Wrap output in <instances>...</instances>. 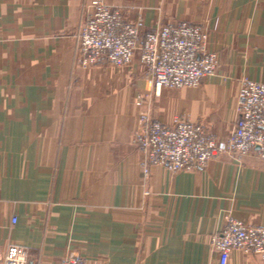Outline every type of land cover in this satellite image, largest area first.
I'll return each mask as SVG.
<instances>
[{"label": "crops", "instance_id": "obj_1", "mask_svg": "<svg viewBox=\"0 0 264 264\" xmlns=\"http://www.w3.org/2000/svg\"><path fill=\"white\" fill-rule=\"evenodd\" d=\"M91 1L0 0V261L17 244L26 264L71 253L90 264H219L211 238L227 216L264 225V159L253 149L173 173L146 163L134 136L143 112L219 139L233 130L241 79L264 81V0H106L143 32L181 20L207 29L216 74L176 90L156 89L139 55L125 67L78 64Z\"/></svg>", "mask_w": 264, "mask_h": 264}, {"label": "built area", "instance_id": "obj_2", "mask_svg": "<svg viewBox=\"0 0 264 264\" xmlns=\"http://www.w3.org/2000/svg\"><path fill=\"white\" fill-rule=\"evenodd\" d=\"M77 33L78 64L86 68L100 58L114 67L130 65L136 55L156 89L197 86L216 74L217 54L207 51V31L185 20L143 32L124 19L120 8L106 0H92ZM141 97L137 103L140 104ZM238 117L234 129L223 139L201 125L179 120L175 126L141 114L135 142L152 164L177 173L217 160L224 154L241 159L255 149L264 159V82L243 78L237 95ZM17 217L12 218L15 223ZM219 252V264H229L233 250L257 254L264 264V225H249L227 216L221 231L211 238ZM27 251L11 244L0 264H26ZM55 264H90L82 254L71 253Z\"/></svg>", "mask_w": 264, "mask_h": 264}, {"label": "rangeland", "instance_id": "obj_3", "mask_svg": "<svg viewBox=\"0 0 264 264\" xmlns=\"http://www.w3.org/2000/svg\"><path fill=\"white\" fill-rule=\"evenodd\" d=\"M188 22H189V21H188ZM190 23H191V22H190ZM197 25H198V24H197ZM200 26H202V25H200ZM202 27H203V26H202ZM203 28H205V27H203ZM205 29H206V28H205ZM206 31H207V29H206ZM207 34H208V31H207ZM207 40H208V37H207ZM77 41H78V39H77ZM206 43H207V41H206ZM206 49H207V48H206ZM79 50H80V47H79V41H78V54H79V55H77V62H78V57L81 55V53H80ZM207 51H209V50H207ZM210 52H213V51H210ZM214 53H216V52H214ZM216 54H217V53H216ZM217 57H218V55H217ZM100 59H102V58H100ZM100 59H99V60H100ZM106 61H107V59H106ZM134 61H135V59H134ZM134 61H133V62H134ZM218 61H219V59H218ZM107 62H108V61H107ZM133 62H132V63H133ZM132 63H131V64H132ZM131 64H130V65H131ZM141 64H142V63H141ZM93 65H94V64H93ZM126 66H129V65H126ZM142 66H143V65H142ZM121 67H125V66H121ZM143 72L145 73V69H144V68H143ZM145 75H146V73H145ZM210 77H211V76H210ZM245 78H247V77H245ZM248 79H250V78H248ZM241 80H242V79H241ZM251 80H254V79H251ZM256 81H258V80H256ZM261 82H264V81H261ZM240 83H241V81H240ZM163 88H165V87H163ZM166 88H167V87H166ZM181 88H183V87H181ZM181 88H169V89H175V90H176V89H181ZM160 89H161V88H160ZM160 89H159V90H160ZM141 101H142V100H141ZM136 102H137V101H136ZM141 103H142V102H141ZM141 103H140V104H141ZM137 104H138V103H137ZM140 104H138V105H140ZM143 113H144L145 115H147V113H145V112H143ZM147 116H148V115H147ZM148 117H149V116H148ZM149 119H151V118L149 117ZM152 120H153V119H152ZM179 120H183V119H178L177 122H178ZM184 120H188V119H184ZM153 121H159V120H153ZM189 121H190V120H189ZM159 122H160V123H163V122H161V121H159ZM177 122H176L174 125H169V124H167V125H169V126H175V125L177 124ZM194 123L201 125L200 123H197V122H194ZM163 124H166V123H163ZM201 126H202V125H201ZM202 127H203V126H202ZM203 128H204V127H203ZM204 129H205V128H204ZM233 129H234V128H233ZM205 130H206V129H205ZM206 131H207V130H206ZM136 132H137V131H136ZM207 132H208V131H207ZM209 133H210V132H209ZM135 134H136V133H135ZM211 134H212V133H211ZM135 137H136V136H134V142H135ZM135 144H136L137 147H138V144H137L136 142H135ZM138 149H139V147H138ZM142 153H143V152H142ZM143 154H144V153H143ZM256 154H257V153H256ZM144 155H145V154H144ZM257 156H258V155H257ZM234 157H235V156H234ZM243 157H244V156H243ZM243 157H242V158H243ZM258 157H259V156H258ZM235 158H237V157H235ZM242 158H241V159H242ZM259 158H260V157H259ZM260 159H261V158H260ZM145 160H146V157H145ZM146 163H149V162L146 160ZM149 164H152V163H149Z\"/></svg>", "mask_w": 264, "mask_h": 264}]
</instances>
